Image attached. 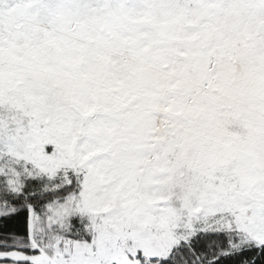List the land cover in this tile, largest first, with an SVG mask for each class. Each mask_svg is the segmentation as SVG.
I'll return each instance as SVG.
<instances>
[{
    "label": "snow or ice",
    "instance_id": "obj_1",
    "mask_svg": "<svg viewBox=\"0 0 264 264\" xmlns=\"http://www.w3.org/2000/svg\"><path fill=\"white\" fill-rule=\"evenodd\" d=\"M264 264V0H0V264Z\"/></svg>",
    "mask_w": 264,
    "mask_h": 264
},
{
    "label": "trees",
    "instance_id": "obj_2",
    "mask_svg": "<svg viewBox=\"0 0 264 264\" xmlns=\"http://www.w3.org/2000/svg\"><path fill=\"white\" fill-rule=\"evenodd\" d=\"M225 264H227V262H225Z\"/></svg>",
    "mask_w": 264,
    "mask_h": 264
}]
</instances>
